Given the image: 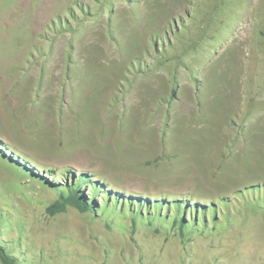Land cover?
I'll return each mask as SVG.
<instances>
[{
  "label": "rangeland",
  "instance_id": "rangeland-1",
  "mask_svg": "<svg viewBox=\"0 0 264 264\" xmlns=\"http://www.w3.org/2000/svg\"><path fill=\"white\" fill-rule=\"evenodd\" d=\"M83 172L103 209L49 215ZM0 249L264 264V0H0Z\"/></svg>",
  "mask_w": 264,
  "mask_h": 264
},
{
  "label": "trees",
  "instance_id": "trees-1",
  "mask_svg": "<svg viewBox=\"0 0 264 264\" xmlns=\"http://www.w3.org/2000/svg\"><path fill=\"white\" fill-rule=\"evenodd\" d=\"M89 183V190L90 194L87 197L86 193L83 190V187ZM57 188H55L56 186ZM98 182H91L89 179V176L87 173H79L78 175H75L70 178V181L65 182L63 185H60L59 183L54 184L56 190H57V197L54 201H52L47 207L46 212L49 215H54L60 212H63L66 210L67 206H72L79 211H89L93 212L97 208L103 209V207H98V203L95 199L96 192L98 191ZM100 188V187H99ZM107 199L104 201V205L106 203ZM154 208H156L157 211H155V215L153 216V213H150L148 219L151 221L152 218H157L160 220V222L164 221L165 218H167V213H163V215L158 211L161 207V204L153 205ZM173 212L175 214L169 219V224L176 223L178 224V231L181 233V235H184V233L191 229L194 230L196 228V222L195 219L197 218L198 222H201V225H204V210L201 208V212L199 211L197 213V210H194L193 207L189 208L188 211V218L185 216V210L187 206L178 204V202H174V205L172 206ZM140 209V208H139ZM166 209V205H165ZM170 209V208H169ZM181 210V214L179 211ZM183 212V213H182ZM140 210L137 212V215H140ZM146 215L149 213L145 212ZM167 220V219H166ZM201 228V227H200ZM0 260L4 264H12L11 257L6 254L2 249H0Z\"/></svg>",
  "mask_w": 264,
  "mask_h": 264
}]
</instances>
